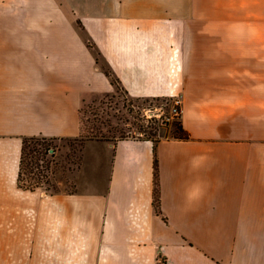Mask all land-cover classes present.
Returning <instances> with one entry per match:
<instances>
[{
    "label": "crops",
    "instance_id": "1",
    "mask_svg": "<svg viewBox=\"0 0 264 264\" xmlns=\"http://www.w3.org/2000/svg\"><path fill=\"white\" fill-rule=\"evenodd\" d=\"M108 73L180 98L187 136L90 140L91 188L19 186L22 139L79 136ZM0 228L12 264H264V0H0Z\"/></svg>",
    "mask_w": 264,
    "mask_h": 264
},
{
    "label": "rangeland",
    "instance_id": "2",
    "mask_svg": "<svg viewBox=\"0 0 264 264\" xmlns=\"http://www.w3.org/2000/svg\"><path fill=\"white\" fill-rule=\"evenodd\" d=\"M115 86L112 93L99 94L82 102V132L79 136H38L28 138L24 143L22 139L24 151L20 182L23 185L33 186L44 192H73L91 188L93 178L87 176L84 179L81 176L85 161L83 147L88 141L115 140L120 137L158 138L176 133L179 115H175L171 109V98L132 97L119 84ZM103 166L102 163L101 168L104 171ZM2 230L0 228V264H12L14 259L2 258V253L5 250L8 252L14 246L9 238H4Z\"/></svg>",
    "mask_w": 264,
    "mask_h": 264
},
{
    "label": "trees",
    "instance_id": "3",
    "mask_svg": "<svg viewBox=\"0 0 264 264\" xmlns=\"http://www.w3.org/2000/svg\"><path fill=\"white\" fill-rule=\"evenodd\" d=\"M108 75L110 76L111 81H112L114 84H116V83H117V82H116V79H115L113 76H111L110 73H108ZM175 132H176V133L173 135V137H177V138H185V137L187 136L186 132L183 130V128H182V126H181L180 119H179V122H178L177 125H176V131H175ZM35 137H36V136H35ZM35 137H33V136H31V137H24V138H23V143L25 142L26 139H28V138H35ZM146 138H152V139H153V137H146ZM23 151H24V144H23V146H22L21 156H20V171H21V163H22V154H23ZM20 171H19L18 179H17L18 185H19V186H22V187H27V188H33V186L23 185V184L20 182V181H21V179H20ZM155 176H156V173H155Z\"/></svg>",
    "mask_w": 264,
    "mask_h": 264
},
{
    "label": "built area",
    "instance_id": "4",
    "mask_svg": "<svg viewBox=\"0 0 264 264\" xmlns=\"http://www.w3.org/2000/svg\"><path fill=\"white\" fill-rule=\"evenodd\" d=\"M171 109L175 115H180L181 112V100L178 97L172 99Z\"/></svg>",
    "mask_w": 264,
    "mask_h": 264
}]
</instances>
